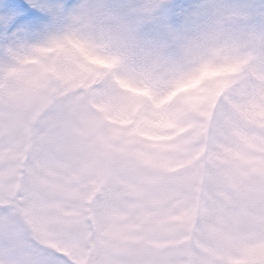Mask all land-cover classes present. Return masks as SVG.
Returning a JSON list of instances; mask_svg holds the SVG:
<instances>
[{"label":"rangeland","instance_id":"1","mask_svg":"<svg viewBox=\"0 0 264 264\" xmlns=\"http://www.w3.org/2000/svg\"><path fill=\"white\" fill-rule=\"evenodd\" d=\"M0 264H264V0H0Z\"/></svg>","mask_w":264,"mask_h":264}]
</instances>
